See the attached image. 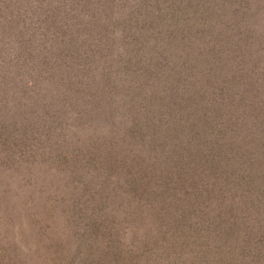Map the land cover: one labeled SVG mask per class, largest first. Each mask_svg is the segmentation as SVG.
Masks as SVG:
<instances>
[{
	"label": "trees",
	"instance_id": "trees-1",
	"mask_svg": "<svg viewBox=\"0 0 264 264\" xmlns=\"http://www.w3.org/2000/svg\"><path fill=\"white\" fill-rule=\"evenodd\" d=\"M0 98V136L93 130L56 164L100 200L7 205L21 264H264V0H0Z\"/></svg>",
	"mask_w": 264,
	"mask_h": 264
},
{
	"label": "rangeland",
	"instance_id": "rangeland-1",
	"mask_svg": "<svg viewBox=\"0 0 264 264\" xmlns=\"http://www.w3.org/2000/svg\"><path fill=\"white\" fill-rule=\"evenodd\" d=\"M42 44L44 45V42L37 43L36 48H40ZM50 46L56 52L60 49L58 43H56L57 48L55 44H50ZM91 74L96 77L98 75L97 68ZM226 77L227 82L232 83L233 79H230L229 74ZM228 87L233 88V84L222 86L225 90ZM245 99L250 100L249 97ZM4 109L3 98H0V116ZM10 113L11 111H9L8 116ZM18 122L8 123L7 128L15 126ZM55 122L62 123L59 119H55ZM30 125H32V131L24 136L14 135L12 137L11 132L5 133L7 131L2 132L4 135L1 136L4 137L0 136V254L6 251L4 253L5 261L0 258V264H21L34 258V253L30 250L33 244L20 246L24 234L16 225V222L20 223V221H14L15 224L9 223L8 225V221L5 219L8 217L6 214L7 205H10L13 212L22 218L24 226L33 232H38L39 228L34 221L39 215L41 202L53 204L67 199L76 202L85 199L89 201L100 200V197H94L93 194L97 193L94 189L96 183L90 180L86 181L82 171L71 170L69 167L65 170V161L62 162L64 165L56 164L61 153L74 149L76 145L79 148L75 149V153H80L84 145L81 140L93 136V130L89 127L74 129L71 127L67 131H60L58 126L50 125L49 120L43 117L31 120ZM47 144L50 148L49 154L42 150ZM36 148L42 157L47 158L48 162H53L50 163L49 173L46 171L36 172V163L31 159L34 155L33 150ZM9 155H14V160L11 163L9 162ZM224 156L226 159H233L232 155ZM98 189L101 193L104 192L102 186ZM86 193L90 194L91 197H88ZM55 194L57 196L55 198L50 196ZM18 203L24 205L19 206ZM31 206L37 207V211L32 212V209L27 211ZM52 218L57 220L56 213H50V219ZM25 252L30 254L24 256Z\"/></svg>",
	"mask_w": 264,
	"mask_h": 264
}]
</instances>
